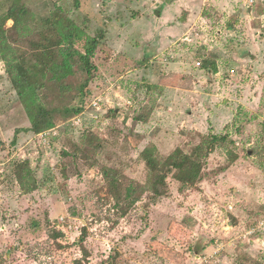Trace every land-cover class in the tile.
I'll return each mask as SVG.
<instances>
[{"label":"rangeland","instance_id":"1","mask_svg":"<svg viewBox=\"0 0 264 264\" xmlns=\"http://www.w3.org/2000/svg\"><path fill=\"white\" fill-rule=\"evenodd\" d=\"M20 1L37 21L60 11L104 40L82 128L60 111L79 104L77 63L41 91L58 110L45 142L21 131L29 119L0 60V264H73L82 232L83 264H264V0ZM13 2L0 0V19ZM38 27L16 50L31 52ZM207 133L231 143L209 155L197 190L178 193L169 179L168 196L148 207L140 189L128 200L108 192L102 168L136 188L148 179L144 148L189 153ZM10 160L30 163L23 186Z\"/></svg>","mask_w":264,"mask_h":264},{"label":"trees","instance_id":"2","mask_svg":"<svg viewBox=\"0 0 264 264\" xmlns=\"http://www.w3.org/2000/svg\"><path fill=\"white\" fill-rule=\"evenodd\" d=\"M5 19H10L13 22L12 27L7 31L2 26ZM34 24L35 26L39 25V27L36 32L37 40L28 41L31 52L16 50L13 44L17 43L19 39H23L25 31ZM85 28L60 11L54 13L52 17L37 21L32 11L20 0L9 5L5 15L0 19V60L5 63L8 80L29 119V127L21 129V131L36 136L49 133L55 129V111L58 110L53 111L46 108L41 101L40 93L47 83L58 84L74 76L73 67L76 63L80 71L86 76L79 87L77 97L79 104L60 111L65 118H72L83 112L89 78L95 70L94 57L104 40L103 31L90 36L86 34ZM77 46H81V48L78 49ZM112 112L115 111H110V113ZM136 120L143 122L145 117L139 115ZM19 132L16 131L15 133ZM46 138L54 139L51 134ZM229 143L231 142L224 134L207 133L200 136L198 144L189 153L176 150L168 157L155 155L153 147L148 146L140 154L148 172V179L143 185L136 188L119 183L117 172L111 169L102 168V176L108 192L114 196L118 195L119 199L126 198L128 200L132 194L137 193L135 191L138 189L142 193H146L148 201L145 207H148L150 203H155L157 200L168 196L169 179L177 183L178 193L197 190L209 155L215 152L218 147L228 148ZM1 147L2 144L0 143ZM11 162L9 164L12 166L11 174L23 186L25 176L30 174V163L27 160ZM229 162L231 165L235 159L231 158ZM227 168L225 167L223 170ZM23 173L26 175L24 176ZM54 236L58 237L60 233H54ZM85 236L86 232H82L78 240V246L83 254L82 258L75 260L73 264H83L88 258V252L83 245ZM114 262V258H108L100 264H114Z\"/></svg>","mask_w":264,"mask_h":264},{"label":"built area","instance_id":"3","mask_svg":"<svg viewBox=\"0 0 264 264\" xmlns=\"http://www.w3.org/2000/svg\"><path fill=\"white\" fill-rule=\"evenodd\" d=\"M101 104V99L100 98H94L90 104H89V108L95 110V111H99V105ZM84 115V113H80L78 116H75L73 118L70 119L69 123H71V125L73 127H81L82 124H83V121H82V116ZM94 119L96 120L97 117H94ZM51 134L53 137H56L57 136V132H56V129H53L51 130L49 133H42V134H39L37 135L39 137V139L41 141H44L45 142V138ZM43 142V143H44ZM13 160V159H12ZM10 160V162L12 161ZM6 166L5 163H0V176L3 175V173L5 172L4 170V167Z\"/></svg>","mask_w":264,"mask_h":264}]
</instances>
